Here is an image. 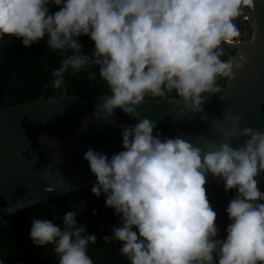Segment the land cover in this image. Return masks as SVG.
<instances>
[{
	"label": "clouds",
	"instance_id": "obj_1",
	"mask_svg": "<svg viewBox=\"0 0 264 264\" xmlns=\"http://www.w3.org/2000/svg\"><path fill=\"white\" fill-rule=\"evenodd\" d=\"M252 7L253 0H0V37L25 48L47 37L48 49L64 55L51 73L55 89L66 73L98 66L109 90L100 105L105 120L117 108L134 114L145 95L165 91L200 111L201 94L218 90V75H230L232 62L219 59V46L237 42L233 21ZM80 37L90 41V54L81 51ZM155 127L142 119L123 129L122 151L108 157L88 149L83 156L95 177L92 195L103 194L104 206L119 216L111 239L121 255L129 264H264V192L255 179L264 173V131L244 128L241 146L202 152L180 137L161 139ZM206 173L236 192L224 210L222 240ZM76 215L65 212L60 224L33 219V246L53 245L58 264H92L86 249L96 237L83 235Z\"/></svg>",
	"mask_w": 264,
	"mask_h": 264
},
{
	"label": "water",
	"instance_id": "obj_2",
	"mask_svg": "<svg viewBox=\"0 0 264 264\" xmlns=\"http://www.w3.org/2000/svg\"><path fill=\"white\" fill-rule=\"evenodd\" d=\"M252 36L230 44L236 50L222 94L201 97L200 111L180 98L142 100L134 114L114 109L106 120L102 97L44 98L0 110V221L35 204L92 186L83 159L88 149L111 157L122 151L121 134L142 119L155 122L160 138L180 137L202 152L222 143L233 148L248 137L244 128L264 131V2L253 0ZM214 87V84H213ZM239 117L236 121L233 117ZM207 185L224 187L206 173ZM257 186L264 192V173Z\"/></svg>",
	"mask_w": 264,
	"mask_h": 264
},
{
	"label": "trees",
	"instance_id": "obj_3",
	"mask_svg": "<svg viewBox=\"0 0 264 264\" xmlns=\"http://www.w3.org/2000/svg\"><path fill=\"white\" fill-rule=\"evenodd\" d=\"M50 12L58 6L48 5ZM47 37L27 48L19 39L0 37V110L44 98L80 95L105 96L109 90L98 74V66L81 69L76 74L66 73L61 89L52 87L53 69L59 66L64 55L46 46ZM81 51L90 54L91 43L87 37H80ZM95 74V75H94ZM94 75V78H89ZM214 83L213 98L219 97L224 89ZM204 93L201 94V97ZM176 93L165 91L164 96L145 95L143 100L176 99ZM91 187L74 193L35 204L0 221V264H58L53 245L34 247L29 239V228L33 219H51L60 224V217L67 211L76 212L77 226H85L83 235H95V244L87 245V255L92 264H129L119 252L120 242L112 240V228L119 225V216L104 206V195L95 197ZM206 197L216 212L215 224L218 239L225 236L224 229L229 223L225 214L228 202L236 195L235 190L225 191L224 187L204 185ZM257 201L256 203H260ZM108 236L105 243L103 237Z\"/></svg>",
	"mask_w": 264,
	"mask_h": 264
},
{
	"label": "flooded vegetation",
	"instance_id": "obj_4",
	"mask_svg": "<svg viewBox=\"0 0 264 264\" xmlns=\"http://www.w3.org/2000/svg\"><path fill=\"white\" fill-rule=\"evenodd\" d=\"M261 1L264 2V0H261ZM253 15H254L253 7L251 10L244 8L242 11V14L239 17L234 19L233 23L235 24V26L237 27L239 31V36L236 37L237 42L243 41L244 37L247 39L251 38L252 33H253V30H252V23L254 21ZM218 50L221 52V55L219 57L221 61L226 62V61L231 60V62L233 63V58L236 56V50L232 48L230 44L222 43L219 46ZM226 80H227V76L218 75L214 83L217 84L219 88H222Z\"/></svg>",
	"mask_w": 264,
	"mask_h": 264
}]
</instances>
